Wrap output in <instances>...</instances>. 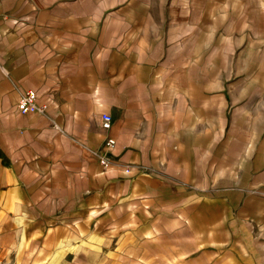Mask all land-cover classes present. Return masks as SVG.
I'll return each mask as SVG.
<instances>
[{
	"label": "crops",
	"instance_id": "1",
	"mask_svg": "<svg viewBox=\"0 0 264 264\" xmlns=\"http://www.w3.org/2000/svg\"><path fill=\"white\" fill-rule=\"evenodd\" d=\"M244 67L259 83L264 0H0V252L264 264V94ZM27 90L45 113L18 109Z\"/></svg>",
	"mask_w": 264,
	"mask_h": 264
},
{
	"label": "rangeland",
	"instance_id": "2",
	"mask_svg": "<svg viewBox=\"0 0 264 264\" xmlns=\"http://www.w3.org/2000/svg\"><path fill=\"white\" fill-rule=\"evenodd\" d=\"M251 39L250 34L244 35ZM252 51L244 52V58H250ZM244 73H248L243 84V88L250 94L251 91H260L264 94V68L260 69L259 83L252 82L251 67L242 68ZM113 244H102L104 249L99 252H93L91 244L83 242H67L62 248L54 247L51 251H41L39 244L14 243L0 252V261L2 264H155L154 260L138 258H119L110 256V249ZM14 248V249H12ZM109 249V250H108ZM47 254V255H46ZM58 254H66V257H58ZM52 256V257H50ZM4 261V263H3Z\"/></svg>",
	"mask_w": 264,
	"mask_h": 264
},
{
	"label": "built area",
	"instance_id": "3",
	"mask_svg": "<svg viewBox=\"0 0 264 264\" xmlns=\"http://www.w3.org/2000/svg\"><path fill=\"white\" fill-rule=\"evenodd\" d=\"M18 109L23 113L39 112L45 113L46 108L44 105L38 103V96L34 90H27L18 102ZM112 125V116L109 113H103L102 115V126L105 129H110ZM115 138L108 137L106 145L111 148L115 144ZM102 165L107 167L111 164L112 159L108 156H102L100 159Z\"/></svg>",
	"mask_w": 264,
	"mask_h": 264
},
{
	"label": "bare ground",
	"instance_id": "4",
	"mask_svg": "<svg viewBox=\"0 0 264 264\" xmlns=\"http://www.w3.org/2000/svg\"><path fill=\"white\" fill-rule=\"evenodd\" d=\"M3 263H4V261H3ZM0 264H2L1 261H0Z\"/></svg>",
	"mask_w": 264,
	"mask_h": 264
}]
</instances>
